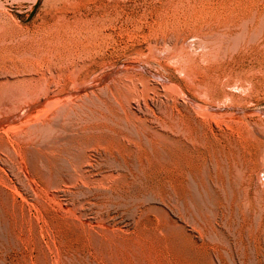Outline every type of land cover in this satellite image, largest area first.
Returning a JSON list of instances; mask_svg holds the SVG:
<instances>
[{
  "label": "rangeland",
  "instance_id": "rangeland-1",
  "mask_svg": "<svg viewBox=\"0 0 264 264\" xmlns=\"http://www.w3.org/2000/svg\"><path fill=\"white\" fill-rule=\"evenodd\" d=\"M202 263L264 264V0H0V264Z\"/></svg>",
  "mask_w": 264,
  "mask_h": 264
},
{
  "label": "bare ground",
  "instance_id": "bare-ground-1",
  "mask_svg": "<svg viewBox=\"0 0 264 264\" xmlns=\"http://www.w3.org/2000/svg\"><path fill=\"white\" fill-rule=\"evenodd\" d=\"M242 31V30H241ZM234 38V37H233ZM222 41V40H221ZM230 41V40H229ZM19 86V85H18ZM20 89V88H19ZM25 90V89H24ZM22 92V91H21ZM42 92V91H41ZM47 92H48V90H47ZM112 92V91H111ZM110 92V93H111ZM136 92V91H135ZM138 92V91H137ZM13 93H15L14 91H13ZM19 93V92H18ZM36 93V92H35ZM157 94V93H156ZM17 95V94H16ZM26 95V94H25ZM83 95V94H82ZM141 95V94H140ZM12 96V95H11ZM21 96V95H20ZM20 96H18V97H20ZM24 98L25 97H27V96H23ZM130 98V97H129ZM132 98V97H131ZM11 99V98H10ZM16 99V98H15ZM31 99V98H30ZM29 99V100H30ZM80 99V98H79ZM5 100V99H4ZM13 100V99H12ZM19 100V99H18ZM21 100L22 99H20V101L19 102H21ZM23 100H25V99H23ZM37 101V100H36ZM13 102V101H12ZM15 102V101H14ZM34 102V101H33ZM117 102V101H116ZM32 103V102H31ZM115 103V102H114ZM25 105H27V104H25ZM68 105V104H67ZM83 106V105H82ZM96 106V105H95ZM94 106V107H95ZM82 109V108H81ZM107 111V110H106ZM60 112V111H59ZM52 113V112H51ZM96 113V112H95ZM150 114V113H149ZM52 115V114H51ZM114 117V116H113ZM79 118V117H78ZM53 119V118H52ZM59 121V120H58ZM61 121V120H60ZM112 121V120H111ZM78 122V121H77ZM91 122V121H90ZM113 123V122H112ZM28 128V127H27ZM35 128H37V127H35ZM44 128V127H43ZM151 128V127H150ZM42 129V128H41ZM46 129V128H45ZM50 129V128H49ZM148 129V128H147ZM22 130V129H21ZM25 132H26V130H24ZM29 131V130H28ZM34 131V130H33ZM36 132H38V131H36ZM59 132V131H58ZM35 133V132H34ZM67 133V132H66ZM78 134V133H77ZM187 134V133H186ZM36 135V134H35ZM35 135H33V136H35ZM136 135V134H135ZM18 136V135H17ZM29 136V135H28ZM27 136V137H28ZM31 136V135H30ZM29 136V137H30ZM32 136V137H33ZM37 136V135H36ZM138 136V135H137ZM145 136H143V138H144ZM15 138V137H14ZM43 138V137H42ZM46 139H47V137H46ZM149 139V138H148ZM151 139V138H150ZM42 140H45V139H42ZM116 140V139H115ZM131 140V139H130ZM173 141V140H172ZM172 141H170V142H172ZM157 142V141H156ZM42 143V142H41ZM64 143V142H63ZM100 143V142H99ZM129 143V142H128ZM80 144H81V142H80ZM88 144V143H87ZM133 144V143H132ZM156 144H158V143H156ZM174 144V143H173ZM47 145V144H46ZM106 145V144H105ZM168 145V144H167ZM40 146V145H39ZM131 146V145H130ZM137 146V145H136ZM161 146V145H160ZM166 146V145H165ZM113 147V146H112ZM141 147H143V146H141ZM149 147V146H148ZM159 147V146H158ZM152 148V147H151ZM168 148V147H167ZM7 149V148H6ZM65 149V148H64ZM88 149V148H87ZM134 149V148H133ZM137 149V148H136ZM145 149V148H144ZM159 149V148H158ZM13 150V149H12ZM82 150V149H81ZM131 150V149H130ZM162 150V149H161ZM186 150V149H185ZM85 151V150H84ZM133 151V150H132ZM165 151H167V150H165ZM175 151V150H174ZM68 152H70V151H68ZM160 152V151H159ZM179 152V151H178ZM7 153V152H6ZM105 154V153H104ZM146 154V153H145ZM177 154V153H176ZM182 154V153H181ZM143 155V154H142ZM155 155V154H154ZM161 156V155H160ZM168 156V155H167ZM82 157V156H81ZM84 157V156H83ZM138 157V156H137ZM187 157V156H186ZM141 158V157H140ZM155 158V157H154ZM183 158V157H182ZM136 161V160H135ZM142 161V160H141ZM158 161V160H157ZM166 161V160H165ZM180 161V160H179ZM153 162V161H152ZM174 162V161H173ZM172 162V163H173ZM176 162V161H175ZM138 163V162H137ZM158 163V162H157ZM156 163V164H157ZM198 163V162H197ZM66 164V163H65ZM45 165V164H44ZM90 165V164H89ZM124 165V164H123ZM142 165V164H141ZM213 165V164H212ZM162 166H163V164H162ZM166 166V165H165ZM227 166V165H226ZM36 167V166H35ZM236 167V166H235ZM82 168V167H81ZM85 168V167H84ZM170 168H172V167H170ZM196 168V167H195ZM216 168V167H215ZM76 169H78V168H76ZM83 169V168H82ZM149 169V168H148ZM162 169V168H161ZM164 169V168H163ZM174 169V168H173ZM30 170V169H29ZM88 170V169H87ZM168 170V169H167ZM80 171V170H79ZM89 171V170H88ZM191 171V170H190ZM197 171V170H196ZM204 171H205V169H204ZM201 172V171H200ZM82 173H83V171H82ZM81 173V174H82ZM77 174V173H76ZM80 174V173H79ZM182 174V173H181ZM204 174V173H203ZM225 174V173H224ZM110 175H112V174H110ZM46 176V175H45ZM78 176V175H77ZM84 176V175H83ZM173 176V175H172ZM199 176V175H198ZM87 177V176H86ZM125 177V176H124ZM137 177V176H136ZM82 178V177H81ZM85 178V177H84ZM112 178V177H111ZM116 178V177H115ZM165 178V177H164ZM198 178H200V177H198ZM206 178V177H205ZM28 179V178H27ZM69 180V179H68ZM73 180V179H72ZM82 180V179H81ZM140 181V180H139ZM167 181V180H166ZM180 181V180H179ZM183 181V180H182ZM175 182V181H174ZM248 182V181H247ZM76 183V182H75ZM85 183H86V181H85ZM165 183V182H164ZM184 183V182H183ZM167 184V183H166ZM170 184V183H169ZM181 184V183H180ZM102 185V184H101ZM175 185V184H174ZM239 185V184H238ZM157 186V185H156ZM172 186V185H171ZM158 187V186H157ZM109 188V187H108ZM171 189V188H170ZM263 193V192H262ZM48 194V193H47ZM180 194V193H179ZM154 195V194H153ZM201 196V195H200ZM53 197V196H52ZM113 197V196H112ZM144 197V196H143ZM157 197V196H156ZM55 198V197H54ZM244 199V198H243ZM112 200V199H111ZM177 201V200H176ZM231 203V202H230ZM84 204V203H83ZM166 204V203H165ZM201 207V206H200ZM212 207V206H211ZM62 208V207H61ZM245 208V207H244ZM263 209V208H262ZM148 210V209H147ZM160 211V210H159ZM133 213V212H132ZM80 223V222H79ZM172 224V223H171ZM253 224V223H252ZM251 225V224H250ZM252 228V227H251ZM175 231V230H174ZM249 231V230H248ZM106 232V231H105ZM243 234V233H242ZM250 234V233H249ZM99 237V236H98ZM159 237V236H158ZM225 242V241H224ZM227 242V241H226ZM229 243V242H228ZM183 244V243H182ZM222 244V243H221ZM159 248V247H158ZM194 248V247H193ZM191 249V248H190ZM195 249V248H194ZM182 250V249H181ZM174 251V250H173ZM178 251V250H177ZM184 252V251H183ZM188 252V251H187ZM177 253V252H176ZM180 253V252H179ZM190 253V252H189ZM193 253V252H192ZM201 253V252H200ZM205 253V252H204ZM133 254V253H132ZM183 253H181V255H182ZM159 255V254H158ZM180 255V254H179ZM180 255V256H181ZM191 255V254H190ZM189 255V256H190ZM177 256V255H176ZM216 256V255H215ZM154 257V256H153ZM228 257V256H227ZM173 258V257H172ZM181 258V257H180ZM195 258H197V257H195ZM200 258V257H199ZM205 258V257H204ZM166 259V258H165ZM191 259V258H190ZM203 260H205V259H203ZM155 261V260H154ZM150 262H152V261H150ZM203 264V263H202Z\"/></svg>",
  "mask_w": 264,
  "mask_h": 264
}]
</instances>
